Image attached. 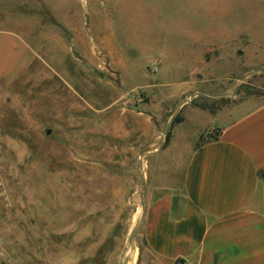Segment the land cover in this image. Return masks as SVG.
<instances>
[{
  "label": "rangeland",
  "instance_id": "obj_1",
  "mask_svg": "<svg viewBox=\"0 0 264 264\" xmlns=\"http://www.w3.org/2000/svg\"><path fill=\"white\" fill-rule=\"evenodd\" d=\"M245 101L264 0H0V264H123L142 189L220 122L190 105Z\"/></svg>",
  "mask_w": 264,
  "mask_h": 264
},
{
  "label": "crops",
  "instance_id": "obj_2",
  "mask_svg": "<svg viewBox=\"0 0 264 264\" xmlns=\"http://www.w3.org/2000/svg\"><path fill=\"white\" fill-rule=\"evenodd\" d=\"M190 106L220 122L192 145L175 183L142 189L140 245L123 264L141 255L145 264H264V102L215 113Z\"/></svg>",
  "mask_w": 264,
  "mask_h": 264
},
{
  "label": "trees",
  "instance_id": "obj_3",
  "mask_svg": "<svg viewBox=\"0 0 264 264\" xmlns=\"http://www.w3.org/2000/svg\"><path fill=\"white\" fill-rule=\"evenodd\" d=\"M198 108H200V109H202V110H205V111H208L209 113H213L212 110H208V109H207L205 106H203V105H199ZM176 122L179 123L180 120L178 119ZM203 141H204V138L201 139V142H203ZM201 142H200V143H201ZM200 143L196 144V145H195V148H197V147L200 145Z\"/></svg>",
  "mask_w": 264,
  "mask_h": 264
},
{
  "label": "water",
  "instance_id": "obj_4",
  "mask_svg": "<svg viewBox=\"0 0 264 264\" xmlns=\"http://www.w3.org/2000/svg\"><path fill=\"white\" fill-rule=\"evenodd\" d=\"M47 133H48V131H47Z\"/></svg>",
  "mask_w": 264,
  "mask_h": 264
}]
</instances>
